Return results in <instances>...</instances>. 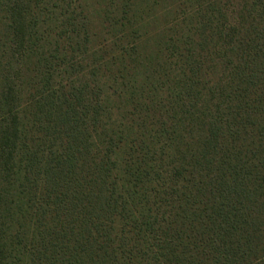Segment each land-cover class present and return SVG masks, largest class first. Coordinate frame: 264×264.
<instances>
[{
	"label": "trees",
	"instance_id": "16d2710c",
	"mask_svg": "<svg viewBox=\"0 0 264 264\" xmlns=\"http://www.w3.org/2000/svg\"><path fill=\"white\" fill-rule=\"evenodd\" d=\"M138 2L0 0V264H264V0Z\"/></svg>",
	"mask_w": 264,
	"mask_h": 264
},
{
	"label": "rangeland",
	"instance_id": "374dc122",
	"mask_svg": "<svg viewBox=\"0 0 264 264\" xmlns=\"http://www.w3.org/2000/svg\"><path fill=\"white\" fill-rule=\"evenodd\" d=\"M110 0H80V3L85 8V11L89 17L90 31H91V45L96 42H101L103 39V33H107L104 28L106 27L103 22L101 12L105 9ZM139 1V0H138ZM144 6L140 7L139 2L135 5V9L145 10L149 14H153L150 23L144 22L140 29L141 40L145 39L144 44L148 45V48L142 49L143 52L149 53L155 52L154 44L161 41L159 33H164L165 21L173 17V9L178 6L180 0H143ZM112 11L110 5L107 7V11ZM236 11V7H233L232 12ZM175 14V13H174ZM165 20V21H164ZM107 35L105 34L104 37Z\"/></svg>",
	"mask_w": 264,
	"mask_h": 264
}]
</instances>
